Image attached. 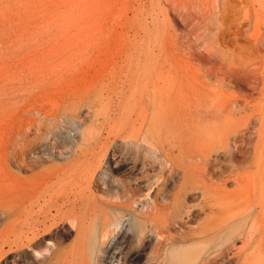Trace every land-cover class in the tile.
Wrapping results in <instances>:
<instances>
[{"label": "bare ground", "instance_id": "6f19581e", "mask_svg": "<svg viewBox=\"0 0 264 264\" xmlns=\"http://www.w3.org/2000/svg\"><path fill=\"white\" fill-rule=\"evenodd\" d=\"M220 1H182L184 26L207 53L203 57L209 66L202 76H193L189 83L193 85H187L179 103L165 107L154 103L147 129L145 118L136 125L137 114L135 121L121 122L102 138L82 131L72 157L56 164V154L68 145L58 141L48 157L40 155V148L48 141L50 122L59 123L61 108L39 109L34 102L39 86L22 87L21 113L9 119L0 141V211L5 218L0 258L26 249L45 259L53 242L46 240L43 247L39 240L53 226L69 221L81 230L83 212L98 207L90 202L87 190L98 187L109 145L121 139L129 149L118 168L139 163L146 180L144 185L123 183L114 201L106 205L117 211L132 209L155 185L152 201L143 205L142 213L150 223L142 233L148 228L156 241L153 245L144 241L139 256L150 248L148 264H166L168 258L180 259L191 251L189 259L179 264H259L264 255V84H253L260 96L256 114L246 120L237 118L242 114L239 100H229L225 83L258 73L264 21L257 10L253 21L236 23L229 18L231 13L221 21L211 20ZM245 27L251 31V41L242 38ZM221 46L229 52L219 53ZM253 119L260 121L257 133L250 132ZM255 136L259 141L253 144ZM150 172L156 173L155 183ZM176 174L180 176L177 184ZM117 226L118 219L105 220L104 241ZM236 234L243 239L240 247L233 239ZM63 260L67 264L69 259L64 256Z\"/></svg>", "mask_w": 264, "mask_h": 264}, {"label": "rangeland", "instance_id": "374dc122", "mask_svg": "<svg viewBox=\"0 0 264 264\" xmlns=\"http://www.w3.org/2000/svg\"><path fill=\"white\" fill-rule=\"evenodd\" d=\"M182 1L0 0V141L9 119L21 113L22 87L35 85L39 86L34 95L36 107L61 108L59 123L50 122L48 141L40 148V155L48 157L53 144L66 143L68 149L56 154V164L72 157L82 131L102 138L121 122L135 121L137 114L136 125L145 118L147 129L154 103L162 102L164 107L179 103L183 91L193 85L189 84L193 76H202L209 66L203 57L206 52L184 26ZM235 1L221 0L212 10L211 20L221 21L231 13L229 18L236 23L253 21L257 10L264 21V0ZM243 30L242 38L251 41V31ZM218 52L229 51L221 46ZM260 67L257 74L225 83L229 100H239L242 114L238 119L256 114L260 95L253 84H264V53ZM259 126L260 121L253 119L250 132L257 133ZM258 141L255 136L253 144ZM128 149L124 140L110 143L99 170L98 187L87 190L90 202L98 207L83 212L81 230L69 221L60 222L39 240L43 247L46 240L53 242L45 259L25 249L1 257L0 264H63L64 256L69 259L67 264H148L150 248L142 256L137 253L144 241L151 245L156 241L148 228L142 233L150 223L142 213L146 210L143 205L152 201L155 185L132 209L117 211L106 205L114 201L123 183L145 184L139 163L118 168ZM149 174L155 183L156 173ZM173 181L180 182L179 174ZM117 219L115 233L104 241L105 220L112 223ZM4 220L0 211V231ZM233 239L237 247L242 245L239 234ZM191 254L168 258L166 264L187 261ZM259 264H264V255Z\"/></svg>", "mask_w": 264, "mask_h": 264}]
</instances>
